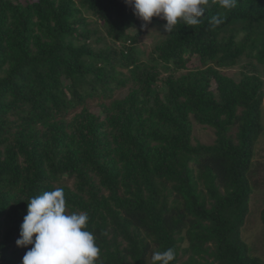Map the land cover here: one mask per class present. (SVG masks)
<instances>
[{
	"label": "trees",
	"instance_id": "16d2710c",
	"mask_svg": "<svg viewBox=\"0 0 264 264\" xmlns=\"http://www.w3.org/2000/svg\"><path fill=\"white\" fill-rule=\"evenodd\" d=\"M161 22L142 27L124 0H0V264H22L28 200L55 188L88 214L98 264L168 248L174 264H264L241 237L264 186V0ZM240 61L239 80L222 72ZM193 121L212 144L193 143Z\"/></svg>",
	"mask_w": 264,
	"mask_h": 264
},
{
	"label": "clouds",
	"instance_id": "9594fccd",
	"mask_svg": "<svg viewBox=\"0 0 264 264\" xmlns=\"http://www.w3.org/2000/svg\"><path fill=\"white\" fill-rule=\"evenodd\" d=\"M143 23L151 24L154 17L166 23L171 33L182 24L194 28L201 24L204 14L218 5L225 12L237 7L239 0H124ZM223 16L211 17L212 26L223 23ZM86 212H69L63 188L44 191L28 200L27 214L20 226L17 247L28 249L22 264H98L101 249L95 235L88 230ZM28 246H31L30 248ZM173 248L155 251L151 264H174Z\"/></svg>",
	"mask_w": 264,
	"mask_h": 264
},
{
	"label": "rangeland",
	"instance_id": "374dc122",
	"mask_svg": "<svg viewBox=\"0 0 264 264\" xmlns=\"http://www.w3.org/2000/svg\"><path fill=\"white\" fill-rule=\"evenodd\" d=\"M59 2V0H57ZM92 21V20H91ZM94 23V22H93ZM93 26V25H91ZM158 30L164 29V22L158 23ZM97 34H94L93 39L95 47L103 46L104 41H97ZM144 51L150 50L151 43L146 39L141 42ZM246 61H240L237 65L222 69V72L239 80L242 72H247L242 65ZM261 122L264 128V115L261 117ZM192 141L193 143H201L205 145L212 144L216 138L215 131L212 127L192 122ZM253 166H259L258 175L264 176V136L261 135L254 147ZM264 213V186L256 188L252 191L249 202V209L245 217L243 226L241 227V237L246 243L251 254L257 255L264 260V224L262 222V214ZM16 246V243H15ZM186 258V257H184Z\"/></svg>",
	"mask_w": 264,
	"mask_h": 264
}]
</instances>
